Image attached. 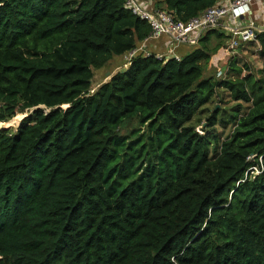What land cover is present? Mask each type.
I'll list each match as a JSON object with an SVG mask.
<instances>
[{"label": "trees", "instance_id": "16d2710c", "mask_svg": "<svg viewBox=\"0 0 264 264\" xmlns=\"http://www.w3.org/2000/svg\"><path fill=\"white\" fill-rule=\"evenodd\" d=\"M152 1L182 20L217 2ZM150 32L124 0H0V123L31 110L0 126V264H264V31L236 47L255 73L230 57L220 79L203 72L222 31L168 58ZM219 91L237 104L200 133Z\"/></svg>", "mask_w": 264, "mask_h": 264}, {"label": "built area", "instance_id": "2783aa9c", "mask_svg": "<svg viewBox=\"0 0 264 264\" xmlns=\"http://www.w3.org/2000/svg\"><path fill=\"white\" fill-rule=\"evenodd\" d=\"M252 2L263 4L264 0L217 1L186 20L179 19L173 9L155 7L152 0H124V6L149 23L151 32L145 41L164 38L165 44L169 46L167 51L172 53L176 46L196 45L200 37L212 29L225 34L229 50H235L239 41L254 39L257 32L264 31V23L252 18ZM136 51L127 52L128 64ZM157 57L168 58L160 53Z\"/></svg>", "mask_w": 264, "mask_h": 264}, {"label": "rangeland", "instance_id": "374dc122", "mask_svg": "<svg viewBox=\"0 0 264 264\" xmlns=\"http://www.w3.org/2000/svg\"><path fill=\"white\" fill-rule=\"evenodd\" d=\"M253 3V2H252ZM254 20L258 21L259 23H264V3L261 7L258 8V11L253 14ZM218 40V41H217ZM220 42H224V39L222 37L216 38L215 36L211 40V45L217 46ZM221 50H215V52L211 51L209 54V59L206 63H204V72L203 75H210L214 74L217 78H224L226 75V69H227V62L230 57L237 58L240 61L238 62L239 65H242L244 62H246L249 67L250 71L255 73V70L261 66V61L258 55L253 51V47H243V48H237L236 50H226L225 46H220ZM127 53L124 56H121L119 58H116L117 60H110L107 61V64L102 66L99 69L93 68V79L91 84L90 93H93L99 85H101L103 82L107 81L112 74H114L116 71H119L121 69L126 68L128 64V58ZM246 72L244 71L243 74ZM221 92V91H219ZM237 104V101L233 100L232 97H230L229 93L227 91L221 92V97H215L213 101L209 102L205 106L202 107L201 110H199L198 114L193 118L191 121L192 124L195 125L196 130L198 132H202V126L204 125L205 118L208 113L212 111L213 106L221 107L226 112V114L229 113V111L232 109L231 107ZM244 106V104H243ZM31 110H25L23 112H17L12 118H10L7 121H3L0 123L1 128H7L10 130H16L18 127L20 121L23 119L24 116H26L28 113H30ZM220 113V110H219ZM224 113V114H225ZM138 127V122L136 119L126 120L123 125L119 128V133L126 135L128 134L132 129ZM0 128V129H1ZM230 126L227 127L223 132L224 134L228 133L230 130ZM142 129V127H141ZM143 130V129H142ZM217 130H221V125L217 126ZM257 171H255L256 173Z\"/></svg>", "mask_w": 264, "mask_h": 264}, {"label": "crops", "instance_id": "0c3cea01", "mask_svg": "<svg viewBox=\"0 0 264 264\" xmlns=\"http://www.w3.org/2000/svg\"><path fill=\"white\" fill-rule=\"evenodd\" d=\"M219 1H228V0H219ZM262 6V4H260L259 2H253L252 5H251V8H252V14H254L255 12L258 11V8ZM165 40H162L161 42L159 41H149L147 44H146V47L147 48V52L150 53L149 50H152L154 49L155 51H157L156 54H162L163 56H168V57H171V56H178L179 55V52L181 50H183V46L180 47V46H176L175 49H173L172 53H169L167 50L169 48L168 44H165L164 42ZM147 41H145L143 44H142V47L145 45ZM141 46L139 47L140 49L142 48ZM138 49V48H137ZM126 54V53H125ZM124 54V55H125ZM123 55V56H124Z\"/></svg>", "mask_w": 264, "mask_h": 264}, {"label": "clouds", "instance_id": "9594fccd", "mask_svg": "<svg viewBox=\"0 0 264 264\" xmlns=\"http://www.w3.org/2000/svg\"><path fill=\"white\" fill-rule=\"evenodd\" d=\"M217 1H219V0H217Z\"/></svg>", "mask_w": 264, "mask_h": 264}, {"label": "water", "instance_id": "95a60500", "mask_svg": "<svg viewBox=\"0 0 264 264\" xmlns=\"http://www.w3.org/2000/svg\"><path fill=\"white\" fill-rule=\"evenodd\" d=\"M65 107H67V106H65Z\"/></svg>", "mask_w": 264, "mask_h": 264}]
</instances>
